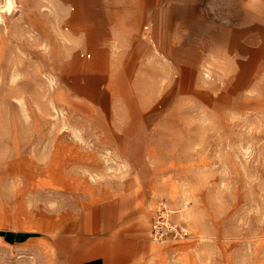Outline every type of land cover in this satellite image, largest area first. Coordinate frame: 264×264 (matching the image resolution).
I'll list each match as a JSON object with an SVG mask.
<instances>
[{
  "label": "rangeland",
  "instance_id": "374dc122",
  "mask_svg": "<svg viewBox=\"0 0 264 264\" xmlns=\"http://www.w3.org/2000/svg\"><path fill=\"white\" fill-rule=\"evenodd\" d=\"M11 1L0 0V264H264V63L242 68L218 31L164 41L168 53L67 41L58 5ZM160 202L189 239L149 240Z\"/></svg>",
  "mask_w": 264,
  "mask_h": 264
},
{
  "label": "crops",
  "instance_id": "0c3cea01",
  "mask_svg": "<svg viewBox=\"0 0 264 264\" xmlns=\"http://www.w3.org/2000/svg\"><path fill=\"white\" fill-rule=\"evenodd\" d=\"M19 1L37 10L41 4L58 5L67 41H98L101 45L108 41H156L159 51L168 53L164 41L175 46L180 41H213V31H218L219 41H237L235 58L246 62L242 68L250 64L256 70L264 63V0ZM171 57L178 65L181 61L191 67V59H182L179 51H173ZM148 236L151 240L150 226ZM84 241L77 238L75 245L89 242ZM73 264L111 263L105 257H94Z\"/></svg>",
  "mask_w": 264,
  "mask_h": 264
},
{
  "label": "built area",
  "instance_id": "2783aa9c",
  "mask_svg": "<svg viewBox=\"0 0 264 264\" xmlns=\"http://www.w3.org/2000/svg\"><path fill=\"white\" fill-rule=\"evenodd\" d=\"M188 204L187 202L185 207ZM178 214L179 210H174L163 202L156 203L151 208L150 238L153 242H181L190 238L185 224L176 219Z\"/></svg>",
  "mask_w": 264,
  "mask_h": 264
},
{
  "label": "bare ground",
  "instance_id": "6f19581e",
  "mask_svg": "<svg viewBox=\"0 0 264 264\" xmlns=\"http://www.w3.org/2000/svg\"><path fill=\"white\" fill-rule=\"evenodd\" d=\"M7 5L10 7L12 6V1L11 0H7Z\"/></svg>",
  "mask_w": 264,
  "mask_h": 264
}]
</instances>
